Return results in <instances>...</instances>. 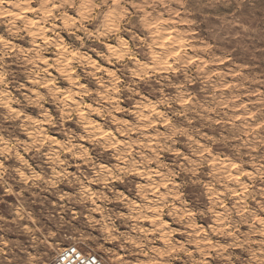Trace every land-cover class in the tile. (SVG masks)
Segmentation results:
<instances>
[{"label":"clouds","instance_id":"clouds-1","mask_svg":"<svg viewBox=\"0 0 264 264\" xmlns=\"http://www.w3.org/2000/svg\"><path fill=\"white\" fill-rule=\"evenodd\" d=\"M67 237L264 264V6L0 0V264Z\"/></svg>","mask_w":264,"mask_h":264},{"label":"rangeland","instance_id":"rangeland-1","mask_svg":"<svg viewBox=\"0 0 264 264\" xmlns=\"http://www.w3.org/2000/svg\"><path fill=\"white\" fill-rule=\"evenodd\" d=\"M253 2L257 6H264V0H253ZM35 115V113H32ZM59 239V244L55 248L54 254H50L49 256L45 257L46 264L52 260L64 247L70 246V245H78L79 247L83 248L87 253L97 255L100 257V259L104 262V264H107V257L105 254L98 252L95 248V245H88V242L82 241L79 238H72V237H67V238H58ZM42 251H47L45 249H42Z\"/></svg>","mask_w":264,"mask_h":264},{"label":"built area","instance_id":"built-area-1","mask_svg":"<svg viewBox=\"0 0 264 264\" xmlns=\"http://www.w3.org/2000/svg\"><path fill=\"white\" fill-rule=\"evenodd\" d=\"M92 256L93 254L87 253L78 245H70L61 249V251L47 264H52V261L56 257H63L65 264H90ZM97 258L101 261V264H104L100 257L97 256Z\"/></svg>","mask_w":264,"mask_h":264}]
</instances>
